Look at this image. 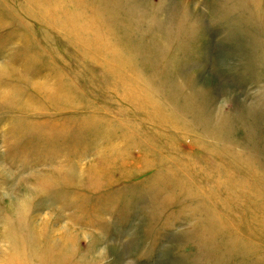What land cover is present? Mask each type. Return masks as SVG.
<instances>
[{"label": "rangeland", "instance_id": "1", "mask_svg": "<svg viewBox=\"0 0 264 264\" xmlns=\"http://www.w3.org/2000/svg\"><path fill=\"white\" fill-rule=\"evenodd\" d=\"M0 264H264V0H0Z\"/></svg>", "mask_w": 264, "mask_h": 264}]
</instances>
